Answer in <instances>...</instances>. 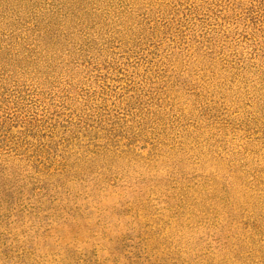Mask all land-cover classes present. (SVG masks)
Segmentation results:
<instances>
[{
	"label": "rangeland",
	"instance_id": "1",
	"mask_svg": "<svg viewBox=\"0 0 264 264\" xmlns=\"http://www.w3.org/2000/svg\"><path fill=\"white\" fill-rule=\"evenodd\" d=\"M0 264H264V0H0Z\"/></svg>",
	"mask_w": 264,
	"mask_h": 264
}]
</instances>
